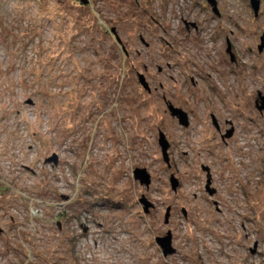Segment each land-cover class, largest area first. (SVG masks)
<instances>
[{"label":"rangeland","instance_id":"obj_1","mask_svg":"<svg viewBox=\"0 0 264 264\" xmlns=\"http://www.w3.org/2000/svg\"><path fill=\"white\" fill-rule=\"evenodd\" d=\"M215 2L0 0V264H264V0Z\"/></svg>","mask_w":264,"mask_h":264},{"label":"water","instance_id":"obj_2","mask_svg":"<svg viewBox=\"0 0 264 264\" xmlns=\"http://www.w3.org/2000/svg\"><path fill=\"white\" fill-rule=\"evenodd\" d=\"M207 1L212 5L213 10L215 11L214 13H217V9H216V6H215L216 5L215 0H207ZM251 5H252V8L254 10L255 15L257 16L258 10H259V0H251ZM116 39H117L118 42H120L119 37H116ZM262 46H263V43H261L260 48H262ZM227 50H229V45L227 47ZM140 83L146 89H148V84L146 83V81H145V79H144V77L142 75H140ZM262 107H264V103H263ZM169 109H170L172 115L177 116L180 124L187 125V117H186V113L185 112H183L181 109L176 108V107H174L172 105H169ZM159 136H160L159 137L160 138L159 142L162 145V151H163V155H164L163 157L165 158V160H167L166 148L168 147V142L166 141L163 133H160ZM47 160L48 161H51V160L55 161V158H48ZM134 176H135V178L141 179V181L144 180L145 183H149V181H150L149 174L145 171L144 168H141V169L140 168H136V169H134ZM171 180H172V186H173V188H175L177 186V184H178V181L173 176H172ZM156 241L162 247L164 255H166L168 253H171L173 251V248L171 246V235H170L169 232H168V235L165 236V237H157Z\"/></svg>","mask_w":264,"mask_h":264},{"label":"flooded vegetation","instance_id":"obj_3","mask_svg":"<svg viewBox=\"0 0 264 264\" xmlns=\"http://www.w3.org/2000/svg\"><path fill=\"white\" fill-rule=\"evenodd\" d=\"M250 6H251V8H252V5H250ZM252 9H253V8H252ZM253 13H254V10H253ZM258 14H259V10H258ZM258 14H257V15H258ZM254 16H256L255 13H254ZM262 39H263V40H262ZM261 43H263L262 48H260ZM228 45H229V44H228ZM257 46H258V51H262V50H263V48H264V34H263V33L259 36V44H258ZM229 48H230V47H229ZM228 51H229V50H228ZM231 58L234 59L233 55H231ZM166 65H169V63H166ZM157 69H158L159 72L162 71V67H161V66H158ZM138 76H139V73H138ZM159 85H160V87L162 86V84H160V83H159ZM142 87H143L144 89H146L143 85H142ZM146 90H147V89H146ZM257 94H258V93H257ZM163 99L166 101V104H167V105H172V106L176 107L175 105H173V103H172L171 101L167 100V98H166L165 96H163ZM263 103H264V101H263L262 97H260V95L258 94V97L254 100V106H255V108H256L258 111H261L260 108H263V107H262ZM177 108H179V107H177ZM186 117H187V116H186ZM212 119H213V123H214L215 127H216L217 129H219L218 124H217V121H216V119H215V117H214L213 115H212ZM177 120H178V119H177ZM188 124H189V119H188V117H187V125H188ZM187 125H185V126H187ZM232 133H233V129H229V130L226 132L225 136H227V137H228V136H231ZM221 137L223 138L224 136L221 135ZM177 181H178V180H177ZM169 209H170V208L168 207V211H167L168 215H169Z\"/></svg>","mask_w":264,"mask_h":264},{"label":"trees","instance_id":"obj_4","mask_svg":"<svg viewBox=\"0 0 264 264\" xmlns=\"http://www.w3.org/2000/svg\"><path fill=\"white\" fill-rule=\"evenodd\" d=\"M123 56H125V55H124V52H123Z\"/></svg>","mask_w":264,"mask_h":264}]
</instances>
